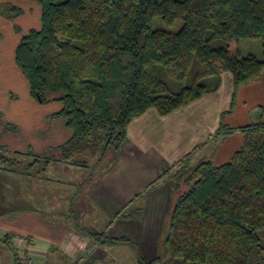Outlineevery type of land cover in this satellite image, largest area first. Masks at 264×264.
Returning <instances> with one entry per match:
<instances>
[{"label":"trees","instance_id":"16d2710c","mask_svg":"<svg viewBox=\"0 0 264 264\" xmlns=\"http://www.w3.org/2000/svg\"><path fill=\"white\" fill-rule=\"evenodd\" d=\"M35 1L40 27L22 32L14 24L21 33L14 59L33 98L61 104L50 118L62 119L71 136L50 151L76 165L118 152L147 109L169 114L218 88L226 71L235 91L264 71V0ZM0 13L15 19L24 9L6 1ZM156 16L182 25L154 28ZM243 39H260L261 54H244ZM239 130L242 143L224 163L191 165L187 155L149 184L172 182L164 240L171 262L264 263V118ZM234 131L222 122L217 134Z\"/></svg>","mask_w":264,"mask_h":264},{"label":"crops","instance_id":"0c3cea01","mask_svg":"<svg viewBox=\"0 0 264 264\" xmlns=\"http://www.w3.org/2000/svg\"><path fill=\"white\" fill-rule=\"evenodd\" d=\"M3 1L17 2L25 10L16 21L22 32L40 27L26 16L33 13L24 6L27 0ZM3 25L0 264H19L24 245H15L18 234L29 237L40 264H140L139 255L149 264H166L170 257L164 262L160 254L165 247L172 182L150 188L149 184L187 155L192 164L227 161L242 143L239 128L252 118H264V71L236 91L233 75L226 71L218 88L166 115L149 108L130 122L118 152L109 150L99 162L93 159L76 165L61 159L59 151H50L71 136L62 119L50 118L61 104L38 102L30 93L25 104L24 97L10 96L17 89L24 94V75L14 59L21 33L0 17ZM222 122L236 131L219 136ZM5 126L13 129L5 130ZM15 156L24 157L23 166H19L22 158L15 161ZM9 160L19 164L16 170ZM124 210H141V214L124 217L120 215ZM105 237L129 241H105Z\"/></svg>","mask_w":264,"mask_h":264},{"label":"rangeland","instance_id":"374dc122","mask_svg":"<svg viewBox=\"0 0 264 264\" xmlns=\"http://www.w3.org/2000/svg\"><path fill=\"white\" fill-rule=\"evenodd\" d=\"M6 1H3V0H0V3H5ZM9 2H12V1H9ZM35 0H27V1H24V6L27 8V7H30L31 10H32V14H31V17H30V13L27 14L26 16L29 17V19H32V21L34 22L35 26H38V24H40V9L38 7H40V5L38 4V2H36ZM14 4L19 5V3H15L13 2ZM29 9V8H28ZM25 12V10H24ZM0 17H2L3 19H5L6 21L12 23V26L14 28V24H17V18L19 17H16L15 19L13 18H9L5 15H2L0 13ZM18 25V24H17ZM182 25V20L181 19H177L174 24L172 25H168L166 24L163 19L160 17V16H156L153 20V27L154 28H162V29H166V30H170V31H177ZM4 25L3 26H0V38L2 37V35H4ZM15 30V29H14ZM16 32V31H15ZM17 35V34H16ZM19 36V34L17 35V37ZM241 49H242V52L244 54L248 53V52H252V53H255L257 55H260L261 54V41L260 39H243L241 40ZM12 94L10 93V96L13 98L14 95L15 97H24V104L26 102H28V98L26 99L27 96H29V87H28V81L27 79L25 78L24 76V94L23 92L20 90V89H17V90H13L12 91ZM17 95V96H16ZM14 97V98H15ZM26 99V100H25ZM34 100H36L35 98H33ZM38 101V100H36ZM39 102V101H38ZM22 158V160H20V165L19 164H15L18 159ZM13 159L15 161H13V163L10 162L9 166H12L14 168H11V169H17L16 168V165H19L20 167L23 166L24 164V157L22 156H15L13 157ZM196 163H191V165H195ZM19 168V167H18ZM160 257L161 259L165 262L166 261V257H169V254L166 250V248L164 247V251L162 250V253L160 254ZM166 264H177V263H173L171 261H168L166 262ZM261 264H264V263H261Z\"/></svg>","mask_w":264,"mask_h":264},{"label":"built area","instance_id":"2783aa9c","mask_svg":"<svg viewBox=\"0 0 264 264\" xmlns=\"http://www.w3.org/2000/svg\"><path fill=\"white\" fill-rule=\"evenodd\" d=\"M15 245L20 247L24 245L21 250V257L19 258V264H40L38 258L34 255L30 248V240L27 235L18 234L14 239Z\"/></svg>","mask_w":264,"mask_h":264}]
</instances>
